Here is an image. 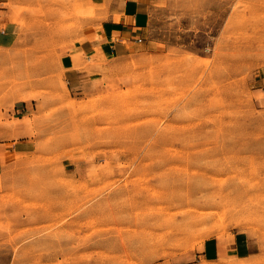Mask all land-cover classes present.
Segmentation results:
<instances>
[{
	"label": "rangeland",
	"instance_id": "1",
	"mask_svg": "<svg viewBox=\"0 0 264 264\" xmlns=\"http://www.w3.org/2000/svg\"><path fill=\"white\" fill-rule=\"evenodd\" d=\"M88 8L0 0V128L35 144L0 178V264H214L197 250L237 231L254 254L220 264H264V0H161L78 95L61 58Z\"/></svg>",
	"mask_w": 264,
	"mask_h": 264
},
{
	"label": "crops",
	"instance_id": "2",
	"mask_svg": "<svg viewBox=\"0 0 264 264\" xmlns=\"http://www.w3.org/2000/svg\"><path fill=\"white\" fill-rule=\"evenodd\" d=\"M88 1L94 8L84 10L83 15L94 16L88 19L92 24L91 32L79 45L66 50L61 58L63 81L68 90L78 95L108 89L113 64L129 58L147 44L152 10L161 0ZM14 29L11 22H0V47L11 43ZM261 91L263 95L259 101L264 107V86ZM34 147L32 138L27 135L12 138L0 128V178L16 158L32 153ZM254 248L250 236L237 231L230 237L215 236L206 240L197 250L196 257L208 263H227L231 258L251 257Z\"/></svg>",
	"mask_w": 264,
	"mask_h": 264
},
{
	"label": "bare ground",
	"instance_id": "3",
	"mask_svg": "<svg viewBox=\"0 0 264 264\" xmlns=\"http://www.w3.org/2000/svg\"><path fill=\"white\" fill-rule=\"evenodd\" d=\"M123 212H124V211H123ZM120 220H121V219H120ZM120 220H119V221H120ZM124 221H125V220H124ZM128 221H129V220H128ZM121 222H122V221H121ZM126 223H127V222H126Z\"/></svg>",
	"mask_w": 264,
	"mask_h": 264
}]
</instances>
